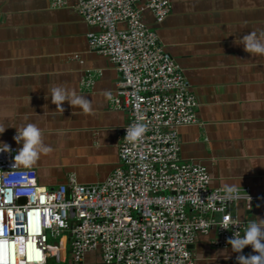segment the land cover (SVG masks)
<instances>
[{
	"label": "crops",
	"instance_id": "1",
	"mask_svg": "<svg viewBox=\"0 0 264 264\" xmlns=\"http://www.w3.org/2000/svg\"><path fill=\"white\" fill-rule=\"evenodd\" d=\"M55 1L0 0V124L6 128L0 141L18 152L17 130L37 124L52 151L31 166L15 157L47 188L69 174L82 184L104 180L118 165L119 129L128 121L125 110L111 105L116 67L88 45L86 34L97 28L76 12V0ZM169 1L161 23L148 10L143 19L183 70L198 103L199 123L178 128L180 156L205 166L211 187L249 188L256 198L231 207L249 227L264 219V55L246 52L242 37L264 31V0ZM87 73L91 87L81 85ZM57 86L89 99L92 113L68 101L62 111L49 92ZM214 237V231L196 236L195 264H234L237 255L256 254L247 246L240 253L215 246ZM99 263L98 251L86 254L84 264ZM47 264L69 263L50 257Z\"/></svg>",
	"mask_w": 264,
	"mask_h": 264
},
{
	"label": "built area",
	"instance_id": "2",
	"mask_svg": "<svg viewBox=\"0 0 264 264\" xmlns=\"http://www.w3.org/2000/svg\"><path fill=\"white\" fill-rule=\"evenodd\" d=\"M74 9L97 28L86 34L89 47L119 74L111 105L125 110L128 121L119 129L118 165L99 182L78 183L69 174L47 188L35 169L19 166L16 147L0 152V264H47L50 257L84 264L91 251L100 253L99 264H195L191 245L198 234L214 231L219 247L243 238L248 221L231 207L256 197L236 187L229 198L225 188L210 186L205 166L180 156L178 128L199 123L198 103L143 19L148 10L161 23L170 1L76 0ZM93 83L91 73L81 80L83 87ZM138 123L147 130L130 142L126 133ZM48 234L57 241L48 242Z\"/></svg>",
	"mask_w": 264,
	"mask_h": 264
},
{
	"label": "clouds",
	"instance_id": "3",
	"mask_svg": "<svg viewBox=\"0 0 264 264\" xmlns=\"http://www.w3.org/2000/svg\"><path fill=\"white\" fill-rule=\"evenodd\" d=\"M244 50L248 53H255L264 55V31L260 32L259 37L255 31L246 34L242 37ZM51 101L57 107H61L62 102L68 101L73 107H80L85 113H92V103L83 95H78L74 89H68L63 86H57L49 90ZM30 102V98H29ZM6 130L3 124H0V134ZM147 128L144 124L138 123L132 126L126 133L127 139L130 142H135L140 139ZM13 139L17 144L22 146L18 149L17 159L22 160L28 166L34 165L40 158L42 153H49L52 149L44 142V133L41 128L35 123H27L21 129L17 130ZM0 152H12V148L6 142L0 141ZM226 192L229 198H235L236 193L235 185H225ZM264 225V219L258 223L249 225L243 238L235 239L230 238L232 249L234 252L240 253L245 246H251L256 254H250L247 257L244 255H237L236 259L238 264H264V231L261 226Z\"/></svg>",
	"mask_w": 264,
	"mask_h": 264
},
{
	"label": "rangeland",
	"instance_id": "4",
	"mask_svg": "<svg viewBox=\"0 0 264 264\" xmlns=\"http://www.w3.org/2000/svg\"><path fill=\"white\" fill-rule=\"evenodd\" d=\"M62 235V234H61ZM60 235V236H61ZM57 241V238H53V237H51L49 234H48V242H51V243H53V242H56Z\"/></svg>",
	"mask_w": 264,
	"mask_h": 264
},
{
	"label": "water",
	"instance_id": "5",
	"mask_svg": "<svg viewBox=\"0 0 264 264\" xmlns=\"http://www.w3.org/2000/svg\"><path fill=\"white\" fill-rule=\"evenodd\" d=\"M261 199V198H260ZM20 201L24 202L25 201V198H20L19 199Z\"/></svg>",
	"mask_w": 264,
	"mask_h": 264
}]
</instances>
